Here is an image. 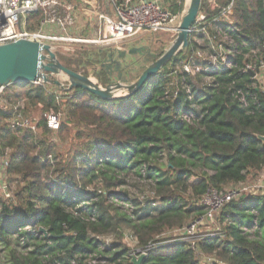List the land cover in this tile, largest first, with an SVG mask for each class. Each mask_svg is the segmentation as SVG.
<instances>
[{"label": "trees", "instance_id": "trees-1", "mask_svg": "<svg viewBox=\"0 0 264 264\" xmlns=\"http://www.w3.org/2000/svg\"><path fill=\"white\" fill-rule=\"evenodd\" d=\"M134 1L101 0L117 7ZM207 1L202 0L200 11L209 21L220 19L221 10L232 4L239 32L231 35L238 50L246 52L243 42L264 44V0L249 5L246 0H217L216 9ZM184 9L185 0L169 1L172 16L180 18ZM36 15L27 17L28 28L39 21ZM191 41L189 37V47L133 96L102 100L79 88L57 96L44 83L5 86L0 157L8 152L7 175L20 187L10 198L0 195V255L5 264H133V251L136 258L144 253L141 264H200L184 238L161 236L203 216L199 202L209 189L243 183L264 168V144L257 139L264 136V91L252 85L249 74L239 72L241 55L234 59L235 69L201 88L186 80L189 93L177 91L171 70L187 59ZM89 52L79 50L74 61L58 60L67 70L88 75L80 68L86 63L98 85L112 84V75L98 66L115 48L91 51L96 62L88 59ZM150 58L156 59L152 53ZM237 92L246 106L235 99ZM21 101L41 114L32 120L35 132L10 128ZM62 106L65 121L61 114L59 131L49 129L44 114ZM18 111L27 117L20 105ZM71 124L84 129L77 131L80 143L68 159H58L52 144L35 138L39 130L62 134ZM163 159L166 164L160 163ZM53 162L56 168L50 170ZM40 171L46 172V182ZM129 178L144 181L153 197L140 200L123 190ZM218 218L221 235L200 238V252L215 256L213 264H264V195L231 200ZM123 231L135 250L122 244ZM109 233L115 241L98 240Z\"/></svg>", "mask_w": 264, "mask_h": 264}, {"label": "built area", "instance_id": "built-area-1", "mask_svg": "<svg viewBox=\"0 0 264 264\" xmlns=\"http://www.w3.org/2000/svg\"><path fill=\"white\" fill-rule=\"evenodd\" d=\"M77 1L82 5L89 4L88 0ZM91 1L96 9L99 4L101 7V0ZM207 2L211 9L218 8L217 0H208ZM166 4V6H163L156 0H135L124 7L111 4L113 7L112 12H114L113 17H109L111 14L108 15L102 9V14L98 15L93 5H90V7L94 12L86 11L83 6L79 10L96 16L94 30L88 38H76L71 37V32L67 30L75 25L73 19L75 6L67 4L65 0H0V45L24 39L38 42L40 45H48L51 51L59 48L55 43L60 41L86 45L95 44L99 48L114 46L118 49V45L122 41L143 32L157 33L169 30L177 17L172 16L168 10L169 0H166ZM30 14H38L40 18L38 22H33L34 29L27 27L30 23L27 17ZM231 15L232 4L221 10L220 19L211 21L207 19L206 13L199 11L189 33L192 40L190 54L185 61L171 70L172 83L177 87V91L182 89L189 93L186 80L196 87L195 82L192 81V83L190 80L201 77V86L199 87L201 88L203 85L210 83L214 76L235 69L234 59L240 55L244 58V61L239 72L249 74L252 85L264 91L262 88L264 85V44L257 42L254 45H249L243 42L241 47L246 52L243 53L238 50L239 45L236 44L231 34L239 32V29L234 26V21L230 19ZM59 34L62 36L59 37ZM43 53L47 55L46 52ZM179 75H186V78H181ZM4 89L5 86H0V107L4 104L2 96ZM234 97L243 106H246L245 97L241 92H237ZM14 109L17 112L16 118L10 123V128L13 131L28 129L35 132L34 121L18 111L19 104ZM44 117L49 129L56 131L59 128L62 117L60 113L47 112ZM8 165L9 157L5 153L4 156L0 157V195L2 198L12 197L5 181ZM263 181L262 176L256 179L259 188L264 189V185H261ZM249 195H256L252 193L251 186L239 183L237 190L230 191L224 196H222V191L209 189L202 196L199 204L204 208V216L212 218L229 201L245 198ZM244 232H246V229H244ZM188 245L198 258L201 252H199L197 242H188Z\"/></svg>", "mask_w": 264, "mask_h": 264}, {"label": "rangeland", "instance_id": "rangeland-1", "mask_svg": "<svg viewBox=\"0 0 264 264\" xmlns=\"http://www.w3.org/2000/svg\"><path fill=\"white\" fill-rule=\"evenodd\" d=\"M147 1H149V0H147ZM246 1H247V5H249L254 0H246ZM65 2L67 4L75 6V10L73 11V19H74L75 25L73 27L67 29L71 32V37L88 38V36H90L94 30V23H95L94 20H95L96 16L94 17L93 15L88 14L87 12H82L79 9L83 8V6H84V9L86 11L94 12L93 9H91L90 5H93L94 9H96V6L94 5V3L91 0H88V3H89L88 5H82L77 0H65ZM164 8H166V7H164ZM101 9L103 11H105V13H106V11H109V13L111 14V16H109V17L114 16V12H112L113 7L111 5L104 4V3L101 4V7H100V4H99V6L97 5L96 12L98 15L102 14ZM78 10H79V12H78ZM184 11H185V9L183 10L182 14L184 13ZM36 18H39V16L36 15ZM230 19L232 21H234V23H235V17L233 16V13L230 16ZM179 21H180V18H176L174 20V22L172 23V25L169 27V30L160 31L157 33H145V32H143V33H141V34H139L133 38L124 40L121 42V44L118 45V49L121 51H128L131 48H142V49H146L147 52L152 53L154 58L158 59L174 43V41L177 37V33H176L175 28H177ZM32 29H34V25H33ZM59 32H61V31H59ZM60 36H62V35L59 34V37ZM55 45L58 46L59 48H57L56 50L53 49L52 52H54V54L56 55L57 60H58V57L64 58V59H71L73 61L77 60L76 58L78 57L77 53L79 50L90 51L89 52L90 55L88 56V59L90 61L96 62L97 60H99L92 53L93 51H96L99 49L98 48L99 46H96L95 44L86 45V44H78L76 42L74 43V42H62V41H60V42L55 43ZM112 47L115 48V50H117L116 47H114V46H112ZM101 48H104V47H101ZM145 57H148V56L146 54L138 55L136 53L134 55H130V56L127 55L126 56L125 61H124V65L135 67L132 74H128V73L126 74L127 75L126 77L128 80L126 85L133 84L136 81V79L139 77L140 71H139L138 67L140 65L147 64L144 61ZM155 60H153V58H150L149 63L152 61H155ZM170 62L171 61H169L168 64ZM96 64H98V63H96ZM80 68H82L84 71H87L88 75H84L83 71L78 72V74H80L81 76L89 79L91 82L96 83L98 85V81L94 77V74L91 70L90 65L83 63V65H81ZM98 68H100V64H99ZM53 79L58 80L62 86L56 87V86H53L51 84H46V85H48L47 88H49L51 91L56 92L58 94L57 96H59V95L61 96L62 92L69 93L71 91V90H68L69 79L65 74L58 73L57 75H53ZM200 79H201V77L200 78L198 77V78H193L190 81L195 82V86L197 85L196 88H199L201 86ZM111 80H112L111 81L112 84L116 83V75H113ZM39 83H42V82H39ZM39 83H37V84H39ZM112 84H110V85H112ZM262 88L264 90V85ZM123 91L124 90L122 88L115 93L117 95H121L123 93ZM19 105L21 106L22 111H24L26 113V116L28 117V119L33 120V119H39L40 118L41 114L39 113V110L37 108H35L28 101L27 102L21 101ZM49 112H56V111L51 110ZM56 113L63 114L64 121H65V108L63 106ZM73 124H71L70 127L67 128V131H64L62 134L58 133V131H59L58 129H57L58 130L57 132L52 133V134L51 133L44 134L42 131L39 130L35 134L36 135L35 138L40 139L41 141H44L45 145L52 144L54 146V149L56 150V152L59 154L58 159H60V160L68 159V155L70 154V152L73 151L75 148H78V145H79L78 143H80V140H79L78 136L76 135L77 131L84 129V127L81 124H77V126H75ZM57 133H58V135H57ZM160 163L166 164V160L163 159L160 161ZM53 165H54V162L52 165L50 164V170H52L53 168H56V165L55 166H53ZM198 174H200V173L198 172ZM259 176H262L264 179V168L259 172H253V173L249 174L243 183L247 186H251L252 193H255L256 195H264V189L259 188L258 187L259 184L256 183V179H258ZM40 179L44 180V182H46V172L40 171ZM5 181H6V184L8 186V191L11 193V195H14L18 191V189L20 188L19 186L17 187L18 180H15V178L12 176L10 178L7 175V178ZM261 185H264V181ZM89 187L92 188V186H89ZM237 188H238V184L237 185H232V184L226 185L222 190V196L226 195L230 191H234L235 189L237 190ZM123 190L130 191V193L132 195L139 198L140 200H143L147 197H153L152 194H150V190L146 186V183L144 181L138 180L136 178L127 179V183L123 187ZM113 202H117V200H113ZM218 217H219V212L215 216H213L212 218H206L204 215L201 217H195V219L193 221L189 222L183 229L168 230V231L164 232V234L162 236L161 235L160 236H161V238L165 237L164 239H175V238H182L183 239L184 238V241H186V243L188 244V242L196 243V242H198L197 240H199L200 238L206 237V236L221 235L222 223L219 221ZM115 239L116 238H115L114 234H112V233L98 235V240L103 242V243H109L110 244L111 242L115 241ZM121 242L123 245L129 247L130 249L135 250L136 244L133 243V241L131 240L127 231H123V238L121 239ZM136 256L137 255H136L135 251L131 252V255H130L131 258H129V261L131 263H133L132 260L135 259ZM2 257L3 256L0 255V264H5ZM197 260L199 261L200 264H213L214 262H217L215 256L208 255V254L206 255L205 253L199 254ZM219 264H222V263H219Z\"/></svg>", "mask_w": 264, "mask_h": 264}, {"label": "water", "instance_id": "water-1", "mask_svg": "<svg viewBox=\"0 0 264 264\" xmlns=\"http://www.w3.org/2000/svg\"><path fill=\"white\" fill-rule=\"evenodd\" d=\"M202 0H189L187 8L180 17L176 29L177 37L172 46L158 59L149 63L150 53L145 57L147 64L138 67L140 74L136 81L131 85L128 82L125 69H129L130 74L134 71V66L124 65L126 56L142 54V48H131L128 51L116 50V53L109 52L107 57L100 64V68L106 69L109 75H116V83L101 87L89 79L64 68L51 51L48 45H40L38 42L29 40H18L8 44L0 45V86L11 83L27 85L42 82L56 87L62 86L61 83L53 79V75L58 73L65 74L69 79L68 90L73 88L82 89L91 93L102 100H116L126 96L137 94L142 87L148 83L157 73L180 51L189 47L190 29L195 23L200 11ZM46 52L47 55H44ZM252 75V74H251ZM123 88V93L117 95L115 92ZM257 139L264 144V136ZM46 236V231L40 229ZM144 255L132 260L133 264H141Z\"/></svg>", "mask_w": 264, "mask_h": 264}, {"label": "flooded vegetation", "instance_id": "flooded-vegetation-1", "mask_svg": "<svg viewBox=\"0 0 264 264\" xmlns=\"http://www.w3.org/2000/svg\"><path fill=\"white\" fill-rule=\"evenodd\" d=\"M145 53H147V55H149L148 53L149 52H147V50L146 49H143V51H142V54L141 55H144ZM138 54V53H137ZM138 55H140V54H138ZM150 55H151V53H150ZM130 74V71H129V69H125V71H124V74L126 75V74ZM127 76V75H126Z\"/></svg>", "mask_w": 264, "mask_h": 264}, {"label": "crops", "instance_id": "crops-1", "mask_svg": "<svg viewBox=\"0 0 264 264\" xmlns=\"http://www.w3.org/2000/svg\"><path fill=\"white\" fill-rule=\"evenodd\" d=\"M156 1H158L159 3H161L163 6H166L167 4H166V0H156ZM170 1V0H169ZM101 4H102V2H101ZM78 12H79V10H78ZM77 12V13H78ZM106 13L108 14V15H110V13H109V11H106ZM89 37V36H88Z\"/></svg>", "mask_w": 264, "mask_h": 264}, {"label": "bare ground", "instance_id": "bare-ground-1", "mask_svg": "<svg viewBox=\"0 0 264 264\" xmlns=\"http://www.w3.org/2000/svg\"><path fill=\"white\" fill-rule=\"evenodd\" d=\"M188 2H189V0H185V9L187 8Z\"/></svg>", "mask_w": 264, "mask_h": 264}]
</instances>
